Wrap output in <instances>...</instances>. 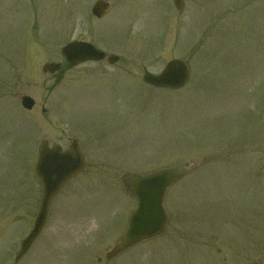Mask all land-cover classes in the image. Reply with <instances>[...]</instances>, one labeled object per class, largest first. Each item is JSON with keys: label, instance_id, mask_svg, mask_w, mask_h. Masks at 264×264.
I'll return each instance as SVG.
<instances>
[{"label": "rangeland", "instance_id": "1", "mask_svg": "<svg viewBox=\"0 0 264 264\" xmlns=\"http://www.w3.org/2000/svg\"><path fill=\"white\" fill-rule=\"evenodd\" d=\"M96 1L0 0V264H264V0H184L181 13L172 0H105L102 20ZM75 39L121 61L56 83L42 67ZM173 59L190 65L184 89L145 85L144 68ZM45 139L80 140L88 164L16 262L43 194ZM185 165L164 233L108 261L137 207L122 176Z\"/></svg>", "mask_w": 264, "mask_h": 264}, {"label": "water", "instance_id": "2", "mask_svg": "<svg viewBox=\"0 0 264 264\" xmlns=\"http://www.w3.org/2000/svg\"><path fill=\"white\" fill-rule=\"evenodd\" d=\"M174 1L176 7L181 11L184 7L183 0ZM108 8L109 4L98 1L92 12L96 17L101 18ZM62 54L73 65L104 58V54L89 43L70 44L63 50ZM116 60L118 58L113 59L112 62ZM58 69L59 65L57 64H47L44 67V72L54 73ZM189 74V67L184 61L174 60L158 76L146 71L144 81L154 87L177 89L186 84ZM23 106L31 110L34 101L29 97H24ZM84 167V157L78 142H74L70 150L66 152H62L60 146L49 148L46 141L41 144L36 173L43 183L44 194L34 228L22 243L17 254V260H20L28 252L31 245L42 233L47 223L53 198ZM187 173L188 168L177 167L162 169L146 176L130 177L125 175L122 178L129 192L137 200L138 208L132 213L129 229L121 242L107 254L108 260L113 259L136 243L158 236L164 231L168 219L163 206L164 198L168 188Z\"/></svg>", "mask_w": 264, "mask_h": 264}, {"label": "flooded vegetation", "instance_id": "3", "mask_svg": "<svg viewBox=\"0 0 264 264\" xmlns=\"http://www.w3.org/2000/svg\"><path fill=\"white\" fill-rule=\"evenodd\" d=\"M62 66H63V67H62L63 69H62L61 71H62V74H63V76H64V73L67 72V71L70 70V69L68 68L67 65H65V63H63ZM61 71H60V72H61ZM57 75H58V74H55V76H54V80H55V82H56V81H59L61 78H63L62 75H61V76H60V75L57 76Z\"/></svg>", "mask_w": 264, "mask_h": 264}]
</instances>
